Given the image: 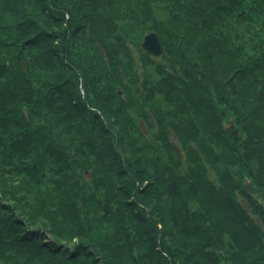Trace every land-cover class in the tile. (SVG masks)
<instances>
[{
    "label": "trees",
    "instance_id": "16d2710c",
    "mask_svg": "<svg viewBox=\"0 0 264 264\" xmlns=\"http://www.w3.org/2000/svg\"><path fill=\"white\" fill-rule=\"evenodd\" d=\"M256 189L264 0H0V264H264Z\"/></svg>",
    "mask_w": 264,
    "mask_h": 264
},
{
    "label": "rangeland",
    "instance_id": "374dc122",
    "mask_svg": "<svg viewBox=\"0 0 264 264\" xmlns=\"http://www.w3.org/2000/svg\"><path fill=\"white\" fill-rule=\"evenodd\" d=\"M239 14H241V13H239ZM243 15V14H242ZM241 15V16H242ZM150 25V24H149ZM147 26L146 25V28H145V30H144V32H143V35H141V36H139L138 37V40H137V45H136V48L138 47L139 49H141V47H140V45H141V43H142V41H143V37L145 36V35H147V34H149V33H155L154 31H152L151 30V27L150 26ZM157 35V34H156ZM161 43V42H160ZM137 48V49H138ZM163 48V47H162ZM132 49V52H136L135 51V49H134V47H132L131 48ZM142 50V49H141ZM143 51V50H142ZM144 52V51H143ZM163 53H164V50H163ZM163 53L160 55V56H156V57H154V56H151V55H149L151 58H152V60L153 61H155V63L156 62H158V63H160V64H162L163 63V61L161 60V57H162V55H163ZM147 54V53H146ZM147 61H148V59H146ZM136 65L137 66H139V64H138V61H136ZM140 67V66H139ZM139 72H141V69L139 68ZM67 74H69L68 72H66V76H67ZM72 82H74L75 84L77 83V81L76 80H73ZM80 83V84H79ZM78 84V88H79V90H80V92L82 93V88H81V79L79 80V82L77 83ZM156 104L157 105H160V106H162L163 108H165V109H167V103L166 102H161V99H159V98H157L156 99ZM125 113H129V110H126L125 111ZM228 115H225V117H224V119H223V122H222V125L224 126V128L228 131V132H230L232 135H237L238 134V130H237V126L236 125H234V122H233V119H232V117H227ZM142 122V120L141 121H137V123L135 124V126H136V128L135 129H139V130H142V128H143V123H141ZM231 122V123H230ZM141 132V131H140ZM140 140H141V138H140ZM138 155V154H137ZM137 155L136 154H134V155H128L130 158H132V159H136L137 158ZM146 155H147V157L148 158H151V159H153L154 157H155V155H154V153L151 151V149H149L147 152H146ZM161 159H164V158H162L161 157ZM234 169V168H233ZM85 175H86V179H88V175H89V173H85ZM246 180L247 179H245V183H246ZM262 191H260V189L259 190H257L256 189V192L254 193V195H257V196H254V197H256L257 198V201L259 202V203H261L262 205H264V200H263V198H262V196H261V193Z\"/></svg>",
    "mask_w": 264,
    "mask_h": 264
},
{
    "label": "water",
    "instance_id": "95a60500",
    "mask_svg": "<svg viewBox=\"0 0 264 264\" xmlns=\"http://www.w3.org/2000/svg\"><path fill=\"white\" fill-rule=\"evenodd\" d=\"M141 49L151 56H160L163 53V48L156 33H149L143 37L140 45ZM231 123V122H230Z\"/></svg>",
    "mask_w": 264,
    "mask_h": 264
}]
</instances>
